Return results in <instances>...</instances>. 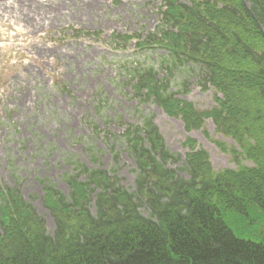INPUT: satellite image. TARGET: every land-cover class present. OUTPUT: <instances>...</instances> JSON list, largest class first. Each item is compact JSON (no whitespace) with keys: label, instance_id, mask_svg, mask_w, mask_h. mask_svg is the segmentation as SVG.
Instances as JSON below:
<instances>
[{"label":"trees","instance_id":"1","mask_svg":"<svg viewBox=\"0 0 264 264\" xmlns=\"http://www.w3.org/2000/svg\"><path fill=\"white\" fill-rule=\"evenodd\" d=\"M160 16L153 34L136 38L166 48L165 75L154 65L130 69L135 97L180 118L189 133L211 120L239 147L217 142L237 169L216 172L189 138L179 174L170 165L181 157L142 113L122 136L137 164L135 190L108 171L78 166L68 196L44 189L53 236L18 188H0V264H264V239L243 232L264 228V0H163ZM179 68L196 69L215 90L213 109L200 111L172 91Z\"/></svg>","mask_w":264,"mask_h":264},{"label":"rangeland","instance_id":"2","mask_svg":"<svg viewBox=\"0 0 264 264\" xmlns=\"http://www.w3.org/2000/svg\"><path fill=\"white\" fill-rule=\"evenodd\" d=\"M162 1L0 0V187L18 188L51 236L56 225L44 189L53 186L68 196L67 177L78 173V166L108 171L125 189L135 190L137 164L122 136L139 122V113L153 117L168 149L181 157L170 165L179 174H186L189 138L208 152L216 172L237 168L217 145L234 142L210 120L189 133L180 118L135 97L130 69L154 65L165 75L166 48L141 46L136 38L155 32ZM171 78L178 98L200 111L216 106L215 90L205 88L196 69H176ZM141 212L150 216L146 207ZM258 225L243 232L256 230V239L263 240Z\"/></svg>","mask_w":264,"mask_h":264}]
</instances>
